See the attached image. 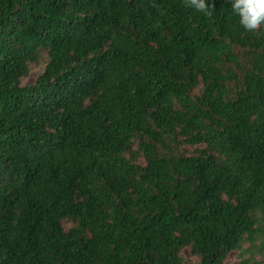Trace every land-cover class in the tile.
<instances>
[{"label": "trees", "instance_id": "obj_1", "mask_svg": "<svg viewBox=\"0 0 264 264\" xmlns=\"http://www.w3.org/2000/svg\"><path fill=\"white\" fill-rule=\"evenodd\" d=\"M214 3L0 0V264H264V25Z\"/></svg>", "mask_w": 264, "mask_h": 264}, {"label": "clouds", "instance_id": "obj_2", "mask_svg": "<svg viewBox=\"0 0 264 264\" xmlns=\"http://www.w3.org/2000/svg\"><path fill=\"white\" fill-rule=\"evenodd\" d=\"M185 4L206 16H210L215 7L214 0L212 4L207 0H185ZM231 7L246 31L256 32L264 25V0H231Z\"/></svg>", "mask_w": 264, "mask_h": 264}, {"label": "rangeland", "instance_id": "obj_3", "mask_svg": "<svg viewBox=\"0 0 264 264\" xmlns=\"http://www.w3.org/2000/svg\"><path fill=\"white\" fill-rule=\"evenodd\" d=\"M46 67V58L42 57L39 61L38 64H33L31 66V73L30 76L23 80L22 83L24 85H29L34 83V81L36 80V78L43 72V70ZM245 250L249 249V245H245L244 246ZM183 260H184V264H194L197 262V259L192 257V255H190V252L188 250H184L181 253ZM248 254L246 256V258H248ZM254 259L257 260L258 262L262 261V256L259 254H255L254 255ZM242 263V259L238 256V253H232L228 259L226 264H241Z\"/></svg>", "mask_w": 264, "mask_h": 264}]
</instances>
